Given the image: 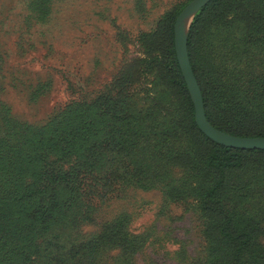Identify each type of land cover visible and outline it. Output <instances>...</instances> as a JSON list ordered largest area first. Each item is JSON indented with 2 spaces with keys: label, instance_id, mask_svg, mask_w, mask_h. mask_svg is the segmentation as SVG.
<instances>
[{
  "label": "rangeland",
  "instance_id": "rangeland-1",
  "mask_svg": "<svg viewBox=\"0 0 264 264\" xmlns=\"http://www.w3.org/2000/svg\"><path fill=\"white\" fill-rule=\"evenodd\" d=\"M189 1L0 0V185L12 189L29 181L25 156L24 165H7L11 151L30 148L23 139L32 142L33 134L55 127L63 115L87 120L93 112L86 141L64 159L50 144L34 141V156L41 161L43 154L52 171L70 170L84 156L100 160L84 172L76 167L81 203L25 236L22 244L37 255L35 264H57L62 253L76 249L92 252L89 261L70 264L204 262L205 218L195 200V171L171 157L175 147L164 137L159 148L140 137L134 149L120 150V134L111 130L151 138L158 127L173 134L183 116L190 121L186 99L167 78L170 16ZM201 30H214V22ZM233 31L237 37L241 30ZM248 32L264 37V30ZM196 46L198 52L205 45L199 40ZM113 145L119 148L115 158L108 153ZM260 206L264 217L263 200L250 211ZM261 224L256 238L264 245V218ZM10 230L0 227V247L8 250ZM105 231L115 239L89 249V240Z\"/></svg>",
  "mask_w": 264,
  "mask_h": 264
},
{
  "label": "trees",
  "instance_id": "trees-1",
  "mask_svg": "<svg viewBox=\"0 0 264 264\" xmlns=\"http://www.w3.org/2000/svg\"><path fill=\"white\" fill-rule=\"evenodd\" d=\"M249 3H252L251 8L247 6ZM183 7L170 16L168 48L171 64L167 66V78L169 85L186 99L190 121L184 116L176 120L172 126L174 136L159 127L150 134L151 138L136 132L132 136L130 130L121 127L111 130L120 134V150L123 147L134 149L140 137L145 144L159 148L164 137L175 147L171 157L175 155L174 160L195 171L199 179L195 200L205 218L203 236L207 248L202 264H264V245L256 238L264 218L261 215L263 206L250 211L252 203L264 201V149L224 146L198 128L174 49L173 22ZM212 22L214 30L204 33L201 28ZM252 28L264 30V0H210L190 25L187 50L209 123L232 135L264 137V37L254 38L255 35L248 32ZM233 30L241 31L235 37ZM199 40L205 46L197 52ZM202 56L204 58L199 59ZM91 122L93 112L87 120L63 115L55 127L40 132L39 136L33 134L32 142L24 138L23 143L30 148L22 153L11 151L14 156L8 158L7 165L9 162L13 168L24 165L25 159L21 157L25 156L28 168L23 174L29 181L12 189L0 185V227L10 226L13 238L10 250L0 247V264H35L37 255L25 252L26 245L22 244L25 236L38 223L37 228L43 231L44 224L66 216L73 204L81 203L77 182L80 171L76 167H82L84 172L93 169L100 160L84 156L83 161L76 162L70 170L52 171L47 168L43 154L41 161L34 156V148L36 143L45 141L60 151L64 159L65 153L86 141L84 137L91 130ZM118 149L113 145L108 149L109 155L117 157ZM248 202L250 204H246ZM114 239L111 232L105 231L89 240L88 248L94 250L97 242ZM91 253H79V249L71 255L62 253L57 264H70L71 260L81 257L86 263L89 261L86 255Z\"/></svg>",
  "mask_w": 264,
  "mask_h": 264
},
{
  "label": "water",
  "instance_id": "water-1",
  "mask_svg": "<svg viewBox=\"0 0 264 264\" xmlns=\"http://www.w3.org/2000/svg\"><path fill=\"white\" fill-rule=\"evenodd\" d=\"M209 1L190 0L178 13L173 26L175 54L194 106L195 122L204 135L224 146L242 149H264V137L232 135L217 129L206 119L202 93L189 60L187 34L193 16Z\"/></svg>",
  "mask_w": 264,
  "mask_h": 264
}]
</instances>
